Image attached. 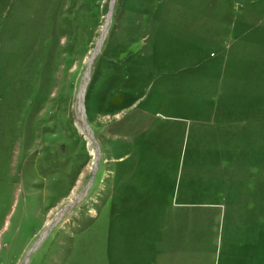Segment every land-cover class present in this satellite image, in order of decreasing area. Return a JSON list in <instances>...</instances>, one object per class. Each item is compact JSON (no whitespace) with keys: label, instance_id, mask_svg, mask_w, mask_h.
Here are the masks:
<instances>
[{"label":"rangeland","instance_id":"1","mask_svg":"<svg viewBox=\"0 0 264 264\" xmlns=\"http://www.w3.org/2000/svg\"><path fill=\"white\" fill-rule=\"evenodd\" d=\"M23 262L264 264V0H0V264Z\"/></svg>","mask_w":264,"mask_h":264},{"label":"water","instance_id":"2","mask_svg":"<svg viewBox=\"0 0 264 264\" xmlns=\"http://www.w3.org/2000/svg\"><path fill=\"white\" fill-rule=\"evenodd\" d=\"M109 16H110V14L108 13L107 14V17H106V20H105V22H106V24H105V30H104V32L102 33V35H100V39H99V41H98V43H97V45H96V47H95V49H94V52H93V59L95 58V56L97 55V53H98V50H99V48H100V46H101V44H102V41L104 40V36H105V33L107 32V29H108V27H109V22H108V20H109ZM91 61H92V58L89 60V62H88V64L86 65V78H85V81H84V86H86V83H87V81H88V77H89V64L91 63ZM83 93H84V89H82L81 91H80V93H79V96H78V101H79V105H82V100H83ZM121 95L120 94H115V96H113L110 100H111V103L113 104V105H116V104H118L121 100ZM83 117V116H82ZM83 120H84V117H83ZM84 124H85V128H86V130H87V132H88V134H89V137H90V139H92V135H91V133L88 131V127H87V125H86V123L84 122ZM48 230V228H45V231H47ZM23 264H25L24 262H23Z\"/></svg>","mask_w":264,"mask_h":264},{"label":"bare ground","instance_id":"3","mask_svg":"<svg viewBox=\"0 0 264 264\" xmlns=\"http://www.w3.org/2000/svg\"><path fill=\"white\" fill-rule=\"evenodd\" d=\"M104 30H105V25H104V27H103V29H102L100 35H102V33L104 32ZM100 35H99V37H100ZM99 37H98V38H99ZM99 39H100V38H99ZM99 39H98V41H99ZM98 41H97V43H98ZM97 43H96V45H97ZM91 53L93 54V51H92ZM84 87H85V86H82V88H81L79 91H81L82 89H84ZM78 96H79V95H77V101H78Z\"/></svg>","mask_w":264,"mask_h":264}]
</instances>
